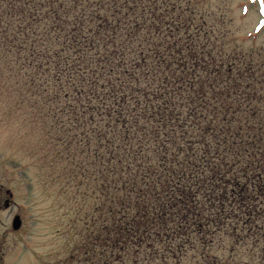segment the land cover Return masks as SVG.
<instances>
[{
	"label": "trees",
	"instance_id": "trees-1",
	"mask_svg": "<svg viewBox=\"0 0 264 264\" xmlns=\"http://www.w3.org/2000/svg\"><path fill=\"white\" fill-rule=\"evenodd\" d=\"M204 16L184 0H0V67L79 151L85 262L221 264L217 244L264 264V62Z\"/></svg>",
	"mask_w": 264,
	"mask_h": 264
},
{
	"label": "rangeland",
	"instance_id": "rangeland-1",
	"mask_svg": "<svg viewBox=\"0 0 264 264\" xmlns=\"http://www.w3.org/2000/svg\"><path fill=\"white\" fill-rule=\"evenodd\" d=\"M184 1L216 32L227 33V45L264 62V0ZM29 94L0 67V264H91L84 261L80 243L92 227L84 217L94 200L89 192L81 198L72 186L78 181L79 151L51 130ZM80 199L86 202L83 209H78ZM14 216L21 222L18 230L11 227ZM228 251L217 244L211 248L225 261L221 264L246 260L242 252L230 257Z\"/></svg>",
	"mask_w": 264,
	"mask_h": 264
},
{
	"label": "water",
	"instance_id": "water-1",
	"mask_svg": "<svg viewBox=\"0 0 264 264\" xmlns=\"http://www.w3.org/2000/svg\"><path fill=\"white\" fill-rule=\"evenodd\" d=\"M21 225L20 219L18 216H14L11 222V227L13 230H18Z\"/></svg>",
	"mask_w": 264,
	"mask_h": 264
}]
</instances>
